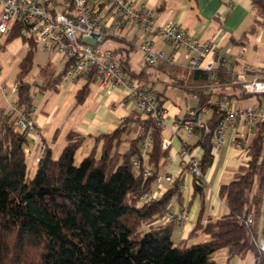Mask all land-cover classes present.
Masks as SVG:
<instances>
[{
	"label": "trees",
	"instance_id": "obj_1",
	"mask_svg": "<svg viewBox=\"0 0 264 264\" xmlns=\"http://www.w3.org/2000/svg\"><path fill=\"white\" fill-rule=\"evenodd\" d=\"M251 5L255 18L249 33L264 29V0H251ZM21 28V22L16 21L3 35L5 44L17 37L28 44L19 64L16 103L30 109L33 97L25 76L36 43L32 37L22 35ZM118 60L122 70L134 77L128 60ZM152 66L189 86L188 91L195 93L199 101L191 108L207 104L211 93L190 87L206 84V71L181 69L165 62ZM44 72V86L56 87L60 73L53 76L52 70ZM92 83H98L95 69L76 92L77 103L85 100ZM222 96L218 93V97ZM207 105L212 109L210 118L204 128L196 127L192 132L200 136L197 144L203 149V173L212 160V131L222 119L213 103ZM254 130L248 144L247 164L218 190L227 212L207 220L205 225V183L193 176L200 209L191 234L201 230L208 240L179 245L171 238L169 224H157L173 197L180 198L178 178L161 197H144L155 175L144 176L143 169H154L157 174L166 156L161 149V128L151 116L132 112L112 131L92 136L94 146L78 164L74 162L75 152L85 137L69 131L60 155L53 158L46 147L31 169L24 152L26 135L17 130L13 114L0 109V264H217L213 255L220 248L227 249V261L252 252L255 264H264V254L258 253L255 244L259 235L264 234V227L260 228L264 132L260 125ZM146 138L148 146L143 156L142 142ZM136 160L139 166L134 165ZM249 214L252 223L246 225L244 219Z\"/></svg>",
	"mask_w": 264,
	"mask_h": 264
},
{
	"label": "crops",
	"instance_id": "obj_2",
	"mask_svg": "<svg viewBox=\"0 0 264 264\" xmlns=\"http://www.w3.org/2000/svg\"><path fill=\"white\" fill-rule=\"evenodd\" d=\"M134 1L137 3H143L151 8L158 23L166 21L175 23L199 41H209L213 43L218 50V54L226 55L231 61V64L228 66V72H225V65L216 61V80L224 81L231 79L236 73L242 72L246 65L250 67L257 66L264 68V29L259 28L253 33L248 32L255 18L251 0H230L232 3L230 6L225 0ZM0 36L2 37L3 35ZM152 38L156 50H163L166 54L170 53L171 48L158 35L153 34ZM140 39V28L132 22H127L120 30L114 31L105 37L102 44L111 49L116 58L119 59L120 57H123L127 59L129 63V71L133 72V74H135L134 77H136L143 85L151 87L157 93L159 100H161L168 109L166 127L161 129V143L162 141H169V145L166 149L161 147L163 151H166V156L162 158L158 168L159 171H157L158 173L153 178L151 187L144 197L145 199H157L161 197L172 185L165 180L164 176L160 175H174L178 178V192L180 193V198L178 199L174 196L168 206V210L171 212H177L179 209L185 208L188 213V219L185 222L167 223L164 220L163 214L158 219L157 224H169L168 226L171 230V238L173 241H176L174 239L177 236L181 237L179 239L180 241L185 240V242H187L186 245L206 241L208 240V235L204 232H198L201 230H197L194 234H191L196 226L200 209V198L199 195L194 192L193 176L189 172L187 166H184L181 163L177 155L181 145H187L191 148V151L195 156L201 158L203 149L200 144H197L200 136L196 133H187L174 125L179 117L184 116L191 107L198 105V97L195 93L188 91L187 87L189 86L179 84L173 78H169L165 73L157 70L155 66H152L154 70L151 72H146L143 68L136 70L134 66H131L129 51L132 49L138 50L136 45ZM1 46L2 44H0V48ZM3 46H5V51H20L23 47L22 37L14 38ZM243 47L245 48L244 53L240 54V50ZM177 53L179 64L184 65L186 62L184 57L185 50L180 48ZM50 54H54L53 57H49L40 69V73H42L43 77L39 88L55 90L57 98L55 102L49 106L45 105L46 100L42 101L39 106L36 107L37 111L35 110V107H32L34 109L32 117L40 133L41 139L45 142L46 147L50 150L52 156L51 139H54L56 135L59 134V128L57 125L52 124V119L55 114L54 111L56 107L62 104V101L67 97L68 92H70V87L77 81L66 86H59V84H56V87L54 88L45 87L44 78L46 76L44 75V70H52L53 76H57L62 71L63 65V60L60 55L55 52H50ZM143 66L148 65L143 64ZM173 66L189 70L183 66ZM164 76L168 77L169 80L165 81L163 78ZM84 80L85 79H82L83 82ZM95 84L96 88L93 91H90L91 88L89 89L91 93L88 98L80 104V106L77 105L78 103H74L70 109L65 112V114L68 115V122L73 123L74 128L63 132L64 139H66V134L69 131L79 133L81 136L85 137L83 143L89 142L90 147L93 146V139H88V137L112 131L132 112H136L140 115L136 110L133 101L125 95L122 88H115L111 92H98L97 83ZM91 86L92 85H90V87ZM80 87L75 92H77ZM190 87L201 89L204 93H211L207 104H214L215 101L220 98L218 97V93H222L223 96L228 97L240 108L248 104L264 105V95H257V100H255L251 97L252 95L245 94L238 85L211 87V79L209 75L206 84ZM15 92H17V90ZM176 92H179V94ZM180 92H183V96ZM4 95L5 93L0 94V109L9 111L8 106H10V103H8L7 100L2 99V96ZM187 97H193L196 102L187 108H183L181 106L183 101L185 105L189 103ZM35 102L34 98H32V103L34 105ZM207 104L202 105L206 106L207 111L200 114V118L205 121L210 118L212 113V109L208 107ZM254 128H249L243 120L237 121L235 127L232 129L226 128L224 144L212 153L211 163L204 171L206 181L203 189L205 192L204 219L211 221L227 212L228 209L226 205L218 197V190L221 185L230 182L239 169L247 164L249 159L247 149L254 134ZM236 134L241 135L246 140L247 149L232 144V139ZM27 141V144L24 146V149L27 150L25 158L32 168L36 165L34 160L35 152L38 151L39 146L32 136H27ZM262 216L260 228H262L261 226L264 227V201ZM194 236L196 237L193 238ZM254 259V254L248 252L244 256H234L227 261L226 254L224 264H255Z\"/></svg>",
	"mask_w": 264,
	"mask_h": 264
},
{
	"label": "built area",
	"instance_id": "obj_3",
	"mask_svg": "<svg viewBox=\"0 0 264 264\" xmlns=\"http://www.w3.org/2000/svg\"><path fill=\"white\" fill-rule=\"evenodd\" d=\"M0 0V35L5 34L11 25L19 21L22 24L21 34L30 36L35 43H40L45 51L55 52L63 60L62 71L59 76V86H66L88 77L92 70L98 74L97 91L111 92L115 88H122L125 95L133 101L141 116H151L162 129L166 127L168 109L160 103L157 93L149 86L143 85L136 77L129 76L122 70L120 61L109 48L102 47L105 37L120 30L125 23L132 22L141 30V39L136 45L141 53L143 64L152 66L159 62L179 65L189 70L206 71L211 79V87L238 85L247 95H264V68L244 66L242 72L228 80H216V61L225 65V72L231 64L226 55L218 54L216 46L209 41H199L188 34L185 29L172 22L158 23L153 10L143 3L134 0ZM230 6V0H225ZM65 7V10L58 9ZM158 35L169 45L171 51L166 54L163 50L154 48L152 35ZM185 50L184 65L178 62V49ZM245 48H241L244 53ZM18 82L15 84L17 90ZM6 91L0 68V94ZM214 105L216 111L222 115L218 126L210 137L211 153L218 150L225 141L226 128L235 127V123L243 120L249 128L260 125L264 132V105L248 104L238 107L228 97L218 98ZM207 111L206 106L198 109L190 108L186 114L179 117L174 125L192 133L193 130L205 127V120L200 114ZM14 116L17 130L27 136L34 137L39 146L40 154L34 160L37 163L43 155L46 144L33 121L34 109H26L13 103L9 109ZM234 146L247 149L246 140L236 134L232 139ZM142 155H146L148 138L143 142ZM169 141H162L161 147L166 149ZM25 154L27 150L24 149ZM177 155L184 166H187L192 176L201 178L205 183L204 173L200 168V158L195 156L191 148L181 145ZM170 156V155H169ZM139 166V160L134 161ZM143 175L148 176L156 172L154 169L144 168ZM165 180L171 185L176 177L165 174ZM164 220L167 223L185 222L188 213L185 208L177 212L166 210ZM207 219L203 220V225ZM246 225L252 223L249 214L244 219ZM258 253L264 254V234L255 241ZM255 260V259H254ZM254 264V263H249Z\"/></svg>",
	"mask_w": 264,
	"mask_h": 264
},
{
	"label": "rangeland",
	"instance_id": "obj_4",
	"mask_svg": "<svg viewBox=\"0 0 264 264\" xmlns=\"http://www.w3.org/2000/svg\"><path fill=\"white\" fill-rule=\"evenodd\" d=\"M0 44H2V46L0 48V68H1V73H2V76L4 79L5 89H6L5 95L2 96V99L7 100L8 103H10V106H8V110H9L11 108L12 104L17 101V95L15 92V84H16V82H18L17 74L20 71L19 64H20V61L22 60V58L25 56V54L28 51V44L23 42V47L21 48L20 51H16V52L11 51V50L5 51L4 50L5 46H3V45H5L4 35L2 37L0 36ZM102 47H106V46H104V44H102ZM53 55L54 54H50L49 51H45L42 48V45L40 43H37V45H35V47L33 48L32 63H31V67L29 69V72L25 76V80L31 84V94H32V97L34 98V100L36 101L35 105L32 103L31 106L35 107L36 111H37L36 107H38L42 101L46 100L45 105L49 106V105L53 104L57 98V94H56L55 90L39 88V86L42 83V77H43L42 73H40V69L45 64L47 59L49 57L52 58ZM129 55H130L129 56L130 57V64H131V66H134L136 70H140L141 68H143L146 72H151L154 70V68L152 66H143V61H142L141 53L139 50L132 49L129 51ZM163 78L165 79V81L169 80L168 77H166V76H164ZM82 82H83L82 80L77 81L75 84H73L70 87L71 89H70V92H68L67 97L62 101V104H60L58 107H56V109L54 111L55 114H54L53 119H52V124L57 125V127L59 128V134H57L54 139H51V141H52L51 149H52V157L53 158H57L60 155V153H61V151H62V149L66 143V139H64L63 132L74 128V124L68 122V119H67L68 115H66L65 112H67L74 103H77V100L75 98V93H76L75 91L82 85ZM91 85L92 86L90 87L91 88L90 91H93L96 88V84L92 83ZM61 89H63V88H61ZM90 91L88 92L85 100L88 98L89 94L91 93ZM169 91H171V90H169ZM176 93L179 94V92H176ZM180 94L183 96V92H180ZM15 97H16V99H15ZM251 97L254 98L255 100H257V95H252ZM187 99L189 101V103H187V105H185L184 101L181 103V106L183 108H187L188 106H190L191 104H194L196 102V100L193 97H189V98L187 97ZM83 102H79L77 105L80 106V104H82ZM89 138L94 139V137H88V139ZM93 146H94V140H93ZM92 147L89 146V142H84L83 144H81V146L75 152V156H74L75 164H78L81 161V159L91 151L90 149H92ZM99 148H100V145L97 146V149H99ZM39 154H40V150L38 149V151L35 152V158L38 157ZM29 163H30V161H29ZM28 166L30 167L31 165L28 164ZM158 171H159V169H158ZM160 174H162V173H160ZM160 176H164V175H160ZM198 232H202V231H198ZM195 237L196 236H194L193 238H195ZM180 238H181L180 236H177L174 239L177 242L176 241H174V242L179 244V245L181 243H183V244L187 243V242L184 243V242L180 241L179 240ZM197 240H199V239H197ZM226 254H227L226 248H220L214 252V259L216 260L217 264H224Z\"/></svg>",
	"mask_w": 264,
	"mask_h": 264
}]
</instances>
